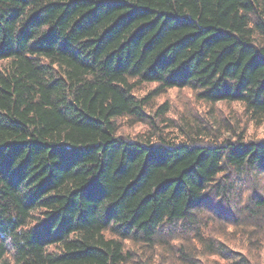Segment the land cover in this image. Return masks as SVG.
Wrapping results in <instances>:
<instances>
[{
  "label": "trees",
  "instance_id": "16d2710c",
  "mask_svg": "<svg viewBox=\"0 0 264 264\" xmlns=\"http://www.w3.org/2000/svg\"><path fill=\"white\" fill-rule=\"evenodd\" d=\"M217 103L264 121V0H0V264H255L264 139Z\"/></svg>",
  "mask_w": 264,
  "mask_h": 264
},
{
  "label": "rangeland",
  "instance_id": "374dc122",
  "mask_svg": "<svg viewBox=\"0 0 264 264\" xmlns=\"http://www.w3.org/2000/svg\"><path fill=\"white\" fill-rule=\"evenodd\" d=\"M168 100L170 105V113L168 116L175 120L174 129L176 130V135H182L185 137L187 134L182 132L180 129L177 128L178 124H183V117L186 119H192L194 116L197 115L198 117L206 118L209 121L211 120V108L209 105L205 104V102L199 101L195 93L189 89H172L165 94L160 95L157 98V104H164V102ZM158 105V106H159ZM216 116L220 117L224 120H228L229 123L234 124L236 131L243 132L244 136L247 139H256L261 140L264 139V121L261 123H256L251 121L248 117L246 111L244 110L243 106L239 103H232V104H225V103H217L215 105V112ZM175 117V118H174ZM212 118V117H211ZM212 121V120H211ZM219 121H221L219 119ZM214 122V121H212ZM233 122V123H232ZM216 127L218 132L217 135L220 136L221 139L225 138L226 136H234V133L226 132V124L218 122L216 120ZM147 126H143L142 124H138L132 128L125 127V131L127 133L136 134L139 133L141 130H145ZM220 127V128H218ZM215 138V136H211ZM233 245H239L238 241L230 239ZM260 253V252H259ZM251 257L255 264H264V251L262 254L259 255L257 250L252 252ZM199 260L202 261L203 264H211V262L216 260V264H229L228 261L226 262L223 258H220L216 255H209L205 254L199 257ZM212 260V261H211ZM172 259H168V262H171ZM175 264H181L180 262H175ZM213 264V263H212Z\"/></svg>",
  "mask_w": 264,
  "mask_h": 264
},
{
  "label": "bare ground",
  "instance_id": "6f19581e",
  "mask_svg": "<svg viewBox=\"0 0 264 264\" xmlns=\"http://www.w3.org/2000/svg\"><path fill=\"white\" fill-rule=\"evenodd\" d=\"M141 78V77H140ZM143 78V77H142Z\"/></svg>",
  "mask_w": 264,
  "mask_h": 264
}]
</instances>
